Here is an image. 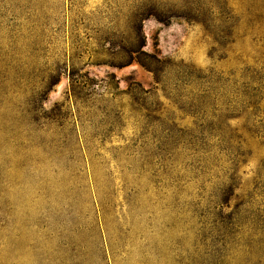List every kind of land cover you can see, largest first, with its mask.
<instances>
[{
  "label": "rangeland",
  "instance_id": "1",
  "mask_svg": "<svg viewBox=\"0 0 264 264\" xmlns=\"http://www.w3.org/2000/svg\"><path fill=\"white\" fill-rule=\"evenodd\" d=\"M0 264H264V0H0Z\"/></svg>",
  "mask_w": 264,
  "mask_h": 264
}]
</instances>
